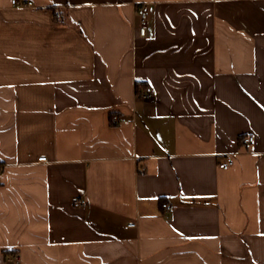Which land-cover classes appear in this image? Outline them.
I'll return each mask as SVG.
<instances>
[{
	"label": "crops",
	"instance_id": "1",
	"mask_svg": "<svg viewBox=\"0 0 264 264\" xmlns=\"http://www.w3.org/2000/svg\"><path fill=\"white\" fill-rule=\"evenodd\" d=\"M20 1L0 0V264H264V0Z\"/></svg>",
	"mask_w": 264,
	"mask_h": 264
},
{
	"label": "built area",
	"instance_id": "2",
	"mask_svg": "<svg viewBox=\"0 0 264 264\" xmlns=\"http://www.w3.org/2000/svg\"><path fill=\"white\" fill-rule=\"evenodd\" d=\"M11 4L12 5H16V6H20V5H27V6H31V2H27V3H21L20 0H11ZM136 14L139 17V21H140V25L137 28L138 34L140 36H144L146 34V28L144 26L145 23V19L147 17L148 14V8L146 5H139L136 9ZM58 17L59 22H63L60 15L57 14L56 15ZM152 94V89L151 88H146L144 90V97H150ZM118 117H113L111 119L112 123L117 124L118 123ZM253 137L252 136H246L241 138L240 142L242 145H248L250 143L253 142ZM39 161H44L45 157H39L38 158ZM233 164V155H226L225 159L219 163V168L220 169H228L230 166H232ZM73 206L75 207H84L86 205V199L83 197H77L76 199L73 200L72 202ZM162 207L166 208L167 210L171 209L170 206L166 205V204H162ZM130 226H134V224H130ZM16 260V259H15Z\"/></svg>",
	"mask_w": 264,
	"mask_h": 264
},
{
	"label": "trees",
	"instance_id": "3",
	"mask_svg": "<svg viewBox=\"0 0 264 264\" xmlns=\"http://www.w3.org/2000/svg\"><path fill=\"white\" fill-rule=\"evenodd\" d=\"M110 119H112V116H110ZM112 122V121H111ZM113 124V123H112Z\"/></svg>",
	"mask_w": 264,
	"mask_h": 264
}]
</instances>
